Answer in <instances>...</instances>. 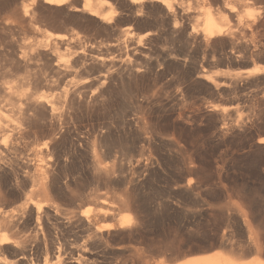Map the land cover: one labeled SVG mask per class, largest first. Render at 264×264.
Wrapping results in <instances>:
<instances>
[{
    "label": "rangeland",
    "instance_id": "obj_1",
    "mask_svg": "<svg viewBox=\"0 0 264 264\" xmlns=\"http://www.w3.org/2000/svg\"><path fill=\"white\" fill-rule=\"evenodd\" d=\"M250 2L243 7L242 15L250 18L252 23L255 21V25L251 23L252 27H245L244 33H238L230 43L222 41L200 47L203 51L193 47L186 52L181 42L157 31L149 22V14L137 20L122 15L115 24L117 27H113L116 31L107 32L91 24L82 23L77 27L62 24L59 20L57 23L56 19L37 24V29L42 32L64 33L70 38L75 32L83 36L87 31L81 43L93 40L98 51L103 45L104 55L113 51L110 43L120 38L123 26L132 27L129 31L136 40L131 38V43H136L148 30L153 33L145 37L146 41L143 38V43L140 41L147 47L139 43L147 51L146 59L138 60V64L148 68L130 82L133 90L130 94L134 93L136 97L131 95L134 99L129 98V93L123 94L120 86L115 85V92H111L113 95L110 94L104 106L88 112L78 109L68 131L58 141L59 155L68 158L67 176L61 181L68 180L69 188L62 187L65 194L62 206L92 213L96 208V197L107 193L105 197L116 204L117 215L116 218L102 219L99 224L104 227L116 225L118 217L127 220L123 227L114 225V228L104 229L102 240L98 242L79 226L67 230L68 237L75 233V237H67L69 242L80 246L90 241L89 264H156L158 260L172 264L179 255L186 256L190 252L188 257L193 256L191 252L197 255L215 250L242 252L243 256L239 258H248L247 262L251 263L245 250L247 233L239 229L238 209L246 213L248 219L245 218L258 237L264 259V73L244 76L248 68L264 64V0ZM27 26L26 23L14 26L13 36L18 43H32V39L38 38L40 33L34 34L35 37L25 30ZM70 47L61 50L65 59L74 51ZM254 47H260V51L254 52ZM114 52L109 57L116 54L112 56L116 58L118 53ZM170 52L187 54L184 56L186 64L180 66L168 60L165 55ZM5 65L0 58V71L9 69ZM77 69L64 79V85L97 75L91 63ZM201 70L204 75L217 79L219 87L198 79L196 75ZM219 81L226 86H221ZM97 130L103 131V140L109 144L110 154L93 152L96 140L92 131ZM77 133L87 136V142L78 145ZM30 138L19 142L26 154L43 142L36 135ZM95 160L107 171L94 169ZM74 197L72 203L70 199ZM125 197L129 199L125 200ZM10 204L0 203V213L14 209L19 202ZM27 228L18 231L16 237L29 246L32 240ZM15 259L7 253L0 254V264H19ZM34 264L44 263L42 260Z\"/></svg>",
    "mask_w": 264,
    "mask_h": 264
},
{
    "label": "bare ground",
    "instance_id": "obj_2",
    "mask_svg": "<svg viewBox=\"0 0 264 264\" xmlns=\"http://www.w3.org/2000/svg\"><path fill=\"white\" fill-rule=\"evenodd\" d=\"M251 2L250 0H0V58L9 67L5 71H0V203L8 205L11 202H19V205L16 204L17 207L14 209L3 214L0 213V231H3L0 234V254L7 253L15 256V260L19 264H23L22 261H25L26 264H34L42 260L44 264H89L90 241H85L78 246L74 242H69L66 232L68 229L79 226L94 242L101 241L102 231L114 228L115 224L110 223L111 226L104 227L105 225L99 223L102 219L116 218L117 207L115 208L116 204L105 197L107 193L103 197H99L100 193L99 196L97 194L98 198L93 200L96 208L92 213L90 210L83 213L62 206L63 195H65L62 193V187L66 190L69 188L68 180L61 181L63 176L64 178L67 176L65 168H67L68 158L65 156L62 158L59 155L58 141L68 131L69 124L72 123L78 109L88 112L104 106L110 94L115 92V85L120 86L123 94L132 93L130 82L137 79L141 71L148 68L139 65L138 60L146 59L147 44H145L146 47H141L140 44L143 43V38L153 35L152 30L138 36L136 43H131V38L132 41L134 38L129 29L132 27L123 26L120 35L118 32H114L120 38L116 42L113 40L115 43H110L111 51L118 53L117 57L113 58L112 56H116V54L109 57L112 52H107L108 55H106L107 53L104 55L103 45L102 50H96L95 44L92 43L93 40L91 43L84 41L81 43L84 35L88 33L87 31L83 33V36L75 32L74 36L72 35L70 38L64 33L42 32L37 29V24L56 19L57 23L60 21L62 24L76 25L77 27L82 23L91 24L107 32L114 31V29L116 31V28L113 27L122 15L127 16L129 20H137L144 14H149V22L151 21L157 31L168 35L171 40L181 42L187 52L193 47L204 48L203 46L207 47L222 41L230 43L238 33L241 31L244 33L245 27L251 26L252 22L249 20L250 18H245L242 15L243 7L248 6V3ZM147 16L145 15V17ZM24 23L28 25L25 27L27 29L24 28L28 33L33 35L40 33L41 37L39 38L38 35V38L32 39V43H18L13 36L14 26L17 24L24 26ZM88 27L85 28L88 29ZM70 30L73 32L72 29ZM89 35L87 36L89 37ZM91 39L93 38L91 37ZM151 43L153 42L151 41ZM106 45L108 46V44ZM70 46L74 48V51L70 55L67 54L68 58L65 59V54L61 53V50L71 48ZM252 50L259 52L260 47H254ZM101 51L102 54L99 53ZM186 55L184 54V56ZM184 56L175 52L165 55L168 60L180 66L186 64L187 59ZM231 58L233 59V57ZM250 62L248 61V63ZM89 63L94 65L97 75L89 74L92 77L81 78L82 82L75 80L77 82H71L72 85H69L68 82L63 84L64 79L66 80L71 72L78 70L77 68H85ZM88 67L91 68L90 65ZM201 71L198 73L196 71L198 79L202 78L208 83L217 84V79L208 74L206 76L204 71H202L203 73ZM263 73L264 64H258L248 68L244 76L254 77ZM227 78L231 79V77ZM225 84L223 85L226 86ZM218 87L215 86L217 89ZM134 96L136 97V95ZM132 97L129 98L134 99ZM2 102L5 104H1ZM104 127L106 126L104 125ZM92 132L95 133L94 140H96V142L93 140L95 144L92 141L93 152L102 155L110 154V146L105 143V139L103 140V131ZM33 135L43 142L40 143V147L32 148V152L26 154L25 148L21 147L19 142ZM75 136L78 145H82L88 140L85 135ZM110 137L112 138V136ZM92 167L98 171H107V168L100 166L96 160ZM73 193H75L74 190ZM127 194L126 196H129ZM127 198L125 197V200ZM67 199L69 198L67 197ZM74 199L75 197L70 201L72 202ZM238 216L240 218L239 229L247 233L248 240L245 250L250 255L251 263L247 262L248 258L246 260L239 258L243 256L242 252L215 250L203 253L196 251L197 255L191 252L193 256L188 257L186 256L190 252L186 256L179 255L175 258L178 260L172 264H264L260 252V242L253 232L252 226L246 220V213L238 209ZM115 221V226L127 225L125 217H118ZM25 228L29 229L32 240V244L29 246L26 245L27 242L19 241L16 237L18 231H23ZM74 234L70 236H74ZM53 259H56L55 262H50ZM156 264L170 263L158 260Z\"/></svg>",
    "mask_w": 264,
    "mask_h": 264
}]
</instances>
